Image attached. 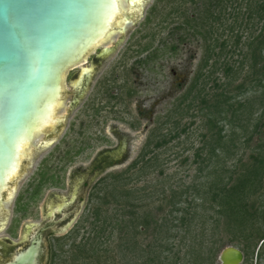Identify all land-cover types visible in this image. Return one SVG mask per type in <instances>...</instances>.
<instances>
[{"label":"rangeland","instance_id":"obj_1","mask_svg":"<svg viewBox=\"0 0 264 264\" xmlns=\"http://www.w3.org/2000/svg\"><path fill=\"white\" fill-rule=\"evenodd\" d=\"M155 2L157 0H144L140 3L138 19L125 26L122 36L114 34L111 44H107L113 46V52L97 69L85 96L73 108L69 107L70 96L66 97L63 108L57 112L58 117L64 118L60 134L53 144V166L57 175L56 181L60 178L59 183L55 181V187H59L63 197L68 194V175L76 168H87L96 154L106 146L104 136L111 124H117L121 130L129 132L132 143L126 162L106 171L93 181L80 211L64 231L65 236L50 243L52 247L49 257L48 247L44 244V264H89L86 253L79 254L76 246H82L93 234V228L101 224L106 209L107 215L114 221L122 217L128 221L129 211H134L138 217L148 213L154 219H161L172 209L173 202L170 197L175 193L173 200H180L182 209L189 206L192 213L193 206L202 202L197 197L198 192H207L210 182L213 181L214 169L223 170L222 176L227 181L230 176L236 177L243 164L251 162L249 151L244 145L246 137L239 132L232 141L236 147L231 143L229 153H219L217 159L214 156L209 157L208 144L204 142L206 139L202 138L209 128L203 116L206 111H201L198 98L188 108L191 98L181 103V95L199 69L204 43L199 35L191 37L185 35L182 29L176 28L182 25L181 10L188 9L192 13L194 8L200 5L193 6L190 0H174L172 3H169V0H161L157 3L156 16L150 23L145 24V17ZM123 6L124 14L132 11L127 8V0H123ZM222 22L218 32L223 34L221 39H224L227 33L226 24L229 25L231 21L223 17ZM172 46L176 47L173 51L170 49ZM101 48L88 56L86 66H90L92 56ZM240 60L237 52L228 54V62L234 63L235 68H239ZM245 71L246 68H243L241 76ZM76 72L73 69L65 74L64 90L71 91V82L76 80V76L72 79L70 76ZM209 72V66L202 69L205 76ZM216 76L220 77L221 73H215L206 80L205 92L210 95L214 92L212 78ZM199 89L198 85L193 94L196 95ZM261 123L262 133H256L252 137L249 142L251 147L264 140V117ZM157 128H160V131H157ZM49 131L50 129L46 128L44 133ZM230 131L224 126L222 136H225V142ZM42 137L40 135L39 139ZM159 141L164 142L161 147L155 148L154 144ZM46 151L45 148L40 150L38 157L44 156ZM113 175H121L116 180L121 181L119 185H123L122 187L130 193L129 203L117 204L112 197H108L110 203L102 207L100 221L93 224L92 210L101 207L95 196L103 195L102 189L104 185L107 187L111 184ZM119 185L115 188L118 189ZM250 201L256 205L264 204V181ZM204 206H209L208 197ZM195 211L200 213L201 217L203 215V218H195L198 230L200 222L207 220L205 216H208L209 210L203 213V210L196 208ZM37 217L36 212H29L22 219V223L36 220ZM205 225L208 227L209 223ZM253 228H260L259 231L264 233V225L260 222L255 223ZM148 230L134 238L143 243L151 242V227ZM16 231L14 230L16 239L15 235H12L14 244L18 242ZM138 231H141L140 227ZM3 236L9 237L5 230L0 231V238ZM181 237L183 236L178 235L175 239L176 244ZM190 237H185V240ZM216 238L220 240V245H226L224 248L234 247L242 252L241 264H264V244L259 250L262 253L261 258L256 259L261 242L254 248L252 255L245 257L241 249L243 244L238 245L236 241L230 243L228 233L223 232ZM204 239H209V233H206ZM119 243L117 231L114 230L107 247L108 257L106 262L102 260L101 264H142L143 259L139 258L142 255L122 250ZM185 251L186 249L181 247L179 255L182 256ZM74 254H79L81 259L73 260ZM219 255L220 253L212 264L220 263Z\"/></svg>","mask_w":264,"mask_h":264},{"label":"trees","instance_id":"obj_2","mask_svg":"<svg viewBox=\"0 0 264 264\" xmlns=\"http://www.w3.org/2000/svg\"><path fill=\"white\" fill-rule=\"evenodd\" d=\"M160 1L157 0L149 9L145 24L150 23L156 16L157 3ZM173 1L169 0V3ZM190 2L193 6H200L194 8L192 13L188 9L181 10L182 25L176 29H182L185 35L191 37L199 35L204 49L199 69L180 97L181 103L191 98L188 108L198 98L201 111H206L203 116L209 128L202 138L206 139L204 142L208 144L209 157L214 156L217 159L219 153H229L232 147L229 145L239 132L246 137L244 145L249 151L251 162L243 164L236 177L230 176L227 181L222 176L223 170L214 169L215 177L207 192H198L197 197L202 202L193 206L192 213L189 206L182 209V202L174 201L176 196L172 193L170 199L173 207L161 219H154L148 213L138 217L134 211H129L128 221L123 217L114 221L107 215V209L103 213L102 207L110 203L108 197H112L117 204L129 203L130 193L122 187L123 185H119L121 181L116 180L121 175H113L111 184L107 187L104 185L103 195L95 196L101 207L92 210L93 224L100 221V215L103 213L101 224L93 228V234L83 245L80 244L82 246H76L79 254L86 253L89 264H101L102 260L106 262V253L109 250L107 247L114 230L120 240L119 247L128 253L138 252L142 255L139 257L143 259L142 264H212L217 254L226 246L220 245V240L216 238L223 232L230 235V243L236 241L238 245L243 244L241 249L245 257L252 255L254 248L261 242L256 259L261 258L262 253L259 250L264 244V233L259 231L260 228L253 226L258 222L264 225V204L256 205L250 198L262 187L264 181V140L253 147L249 142L256 133H262L261 120L264 117V0ZM223 17L231 22L226 24V38L221 39L223 34H220L218 29L223 23ZM175 48L172 46L170 49L173 51ZM235 52L241 57L239 68L228 62V54ZM208 66L211 72L205 76L202 69ZM243 68H246V71L241 76ZM219 72L220 77L212 78L214 92L210 95L205 92L206 80ZM198 85L200 89L195 95L193 92ZM224 126L231 130L228 138L226 136V142L225 136H222ZM157 131H160V128H157ZM163 142L159 141L154 147H161ZM116 181L118 189L115 188ZM207 197L209 206L205 208ZM196 208L203 210V213L209 210L208 216H205L207 220L200 222L198 230L194 221L195 218H203V215L201 217L200 213L195 211ZM125 214L126 212L122 216ZM206 223H209L208 227ZM138 227L141 231H138ZM150 227L151 242L143 243L134 238L149 231ZM206 233H209V239H204ZM178 235L183 237L176 244ZM187 236H191L189 240H185ZM180 244L186 249L182 256L179 255ZM204 252L205 254H202ZM79 254L72 255V259H81Z\"/></svg>","mask_w":264,"mask_h":264},{"label":"water","instance_id":"obj_3","mask_svg":"<svg viewBox=\"0 0 264 264\" xmlns=\"http://www.w3.org/2000/svg\"><path fill=\"white\" fill-rule=\"evenodd\" d=\"M143 1L127 0L132 11L124 14L123 0L120 13L115 0H0V180L15 169L22 147L26 154L47 127L53 128L54 138L60 134L64 116L57 112L65 98L70 96L72 108L85 96L97 69L113 52L107 44L138 19ZM73 69H78L76 80L68 92L64 77ZM54 109L55 121L44 124ZM45 252L43 241L33 240L0 264H44ZM242 261L237 248L220 252L219 264Z\"/></svg>","mask_w":264,"mask_h":264},{"label":"flooded vegetation","instance_id":"obj_4","mask_svg":"<svg viewBox=\"0 0 264 264\" xmlns=\"http://www.w3.org/2000/svg\"><path fill=\"white\" fill-rule=\"evenodd\" d=\"M73 77L70 76L71 79ZM47 129L50 131L40 134L43 137L35 139L26 154L21 149L15 169L4 172L0 180V231L5 230L9 235L0 238L1 262L26 248L33 240L43 241L48 247V257L51 256L50 243L65 236L64 231L80 211L93 181L129 158L132 136L117 124H111L104 136L106 146L96 154L87 168H76L68 175V194L63 197L59 187H55L54 130L52 127ZM123 146L126 147L125 151H122ZM44 148L47 149L46 154L38 157ZM29 212H36L39 222L33 220L22 223ZM14 230L18 233L16 244L12 242Z\"/></svg>","mask_w":264,"mask_h":264},{"label":"bare ground","instance_id":"obj_5","mask_svg":"<svg viewBox=\"0 0 264 264\" xmlns=\"http://www.w3.org/2000/svg\"><path fill=\"white\" fill-rule=\"evenodd\" d=\"M121 1H122V0H115V2L117 3V4H116V7H117L119 13L121 12L120 10L122 9V3H121ZM132 3H133V2H132ZM119 13H118V14H119ZM116 18H117V17L114 16V19H116ZM54 116H56V111H55V109H54V112H53L52 117L49 118L48 121H46V123H44V124H47V125H48V123H51V122L53 123V122L55 121ZM44 124H43V125H44ZM43 125H42V126H43ZM22 149L24 150V147H22ZM20 151H21V150H20Z\"/></svg>","mask_w":264,"mask_h":264}]
</instances>
